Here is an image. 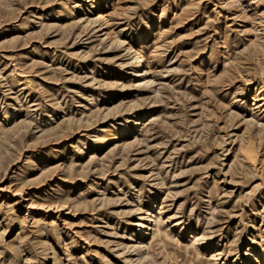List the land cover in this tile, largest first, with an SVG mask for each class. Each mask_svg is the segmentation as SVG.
Masks as SVG:
<instances>
[{
  "label": "rangeland",
  "instance_id": "rangeland-1",
  "mask_svg": "<svg viewBox=\"0 0 264 264\" xmlns=\"http://www.w3.org/2000/svg\"><path fill=\"white\" fill-rule=\"evenodd\" d=\"M0 264H264V0H0Z\"/></svg>",
  "mask_w": 264,
  "mask_h": 264
},
{
  "label": "bare ground",
  "instance_id": "bare-ground-1",
  "mask_svg": "<svg viewBox=\"0 0 264 264\" xmlns=\"http://www.w3.org/2000/svg\"><path fill=\"white\" fill-rule=\"evenodd\" d=\"M141 59V58H140Z\"/></svg>",
  "mask_w": 264,
  "mask_h": 264
}]
</instances>
